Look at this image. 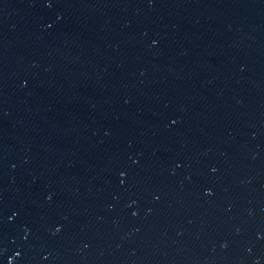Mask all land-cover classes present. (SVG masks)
<instances>
[{
	"label": "water",
	"instance_id": "1",
	"mask_svg": "<svg viewBox=\"0 0 264 264\" xmlns=\"http://www.w3.org/2000/svg\"><path fill=\"white\" fill-rule=\"evenodd\" d=\"M0 264H264V0H0Z\"/></svg>",
	"mask_w": 264,
	"mask_h": 264
}]
</instances>
